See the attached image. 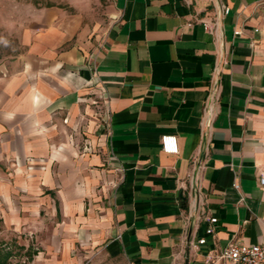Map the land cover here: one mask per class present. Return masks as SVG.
<instances>
[{
	"label": "crops",
	"instance_id": "crops-1",
	"mask_svg": "<svg viewBox=\"0 0 264 264\" xmlns=\"http://www.w3.org/2000/svg\"><path fill=\"white\" fill-rule=\"evenodd\" d=\"M4 11L6 226L50 236L54 264L76 244L107 264H204L264 240V0H110L102 34L74 3Z\"/></svg>",
	"mask_w": 264,
	"mask_h": 264
},
{
	"label": "rangeland",
	"instance_id": "rangeland-1",
	"mask_svg": "<svg viewBox=\"0 0 264 264\" xmlns=\"http://www.w3.org/2000/svg\"><path fill=\"white\" fill-rule=\"evenodd\" d=\"M27 3H57L67 8H69L70 4L74 3L78 11L86 14V16L93 20V24H95V22L101 24L96 28L97 33L99 34L103 33L104 26L109 23L111 18L106 12L110 0H0V37L2 40L4 36V25H2V19L5 14L4 8L8 7L16 10L19 4ZM6 14L8 18L11 17L9 11ZM17 14H19V12ZM9 42L12 51H14L15 42L13 37L9 39ZM98 118L101 121L100 124H104L103 117L101 118L99 113ZM47 221L51 222L50 220ZM46 238L48 239V244L44 247L40 237L32 232V229H13L12 227L6 226L3 219L0 217V247L4 251L10 252L7 259L8 264H54V261L57 258V253H55L57 247L51 244L50 236ZM58 255V259H60L61 254H59V252ZM74 256H78L75 264L108 263L104 257H101L100 248H97L92 252H87L83 250L81 245L76 244L71 252V258Z\"/></svg>",
	"mask_w": 264,
	"mask_h": 264
},
{
	"label": "built area",
	"instance_id": "built-area-1",
	"mask_svg": "<svg viewBox=\"0 0 264 264\" xmlns=\"http://www.w3.org/2000/svg\"><path fill=\"white\" fill-rule=\"evenodd\" d=\"M223 11L228 12L229 8L223 4ZM220 24V16L218 20H215L213 24L203 22V26L206 30L215 31ZM219 70V66H215V72ZM214 97V89L209 92V95L205 102V118L207 122H210L214 117L212 109V99ZM161 148L166 153L176 154L179 151L177 137L173 134H164L160 138ZM260 182L264 183V174L260 177ZM237 187V185H236ZM209 225L206 228L207 233H213L217 227L218 218L213 215L207 216ZM206 242L205 237H200L197 243L192 244L197 246ZM219 261V264H264V240L258 243L246 244L241 241H229L220 250V252L214 256L211 251L208 252L204 264H215Z\"/></svg>",
	"mask_w": 264,
	"mask_h": 264
},
{
	"label": "trees",
	"instance_id": "trees-1",
	"mask_svg": "<svg viewBox=\"0 0 264 264\" xmlns=\"http://www.w3.org/2000/svg\"><path fill=\"white\" fill-rule=\"evenodd\" d=\"M9 254H10V252L4 251L0 247V264H8L7 259H8Z\"/></svg>",
	"mask_w": 264,
	"mask_h": 264
}]
</instances>
